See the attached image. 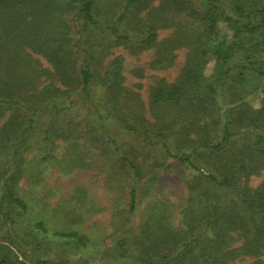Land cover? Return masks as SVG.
I'll list each match as a JSON object with an SVG mask.
<instances>
[{
  "label": "trees",
  "instance_id": "obj_1",
  "mask_svg": "<svg viewBox=\"0 0 264 264\" xmlns=\"http://www.w3.org/2000/svg\"><path fill=\"white\" fill-rule=\"evenodd\" d=\"M156 1L0 0V264H64L43 255L48 253L43 245L56 244L55 238L65 243L78 239L85 246V235L78 231L50 232L43 222L28 219L17 186L27 170L28 137L36 119L50 116L42 144L45 152L53 151L57 140L78 141L80 108L93 118L86 120L90 135H84L83 146L107 140L105 145L116 149L111 160L137 182L145 175L148 155L130 154L109 126L142 138L149 151L161 145L166 159L210 186H193L205 208L185 212L182 231L147 233L169 217L159 202L151 204L155 215L143 236L135 237L142 250L139 264L177 259L230 264L241 255L264 254V180L255 190L247 187L251 176L264 175V0ZM181 13L187 14L185 20L180 21ZM71 15L88 40L77 39L83 37L80 32L75 39ZM223 23L235 29L232 40L220 28ZM165 28L173 32L160 41L159 31ZM99 32L135 51L159 47L154 67H167L180 47L189 49L188 62L176 82L162 80L152 90L146 107L138 86L125 85L122 57L103 71L100 58L108 51L107 40H89ZM255 94L262 96L259 108L248 102ZM245 129L258 133L242 134ZM77 154L72 167H84ZM226 193L232 195L227 202ZM136 197L133 188L131 211ZM25 217L27 229L21 233L17 228L26 224ZM231 232L243 237L241 246L231 247L236 240Z\"/></svg>",
  "mask_w": 264,
  "mask_h": 264
},
{
  "label": "rangeland",
  "instance_id": "obj_2",
  "mask_svg": "<svg viewBox=\"0 0 264 264\" xmlns=\"http://www.w3.org/2000/svg\"><path fill=\"white\" fill-rule=\"evenodd\" d=\"M156 4H159L158 0ZM195 8L201 13L205 11L200 6ZM186 15L183 13L180 21L185 20ZM75 16L71 15L69 20L73 26L71 33H74L76 39L80 29L77 27ZM220 28L229 40L235 38V29L230 30L225 23L221 24ZM171 32H173L172 28L160 29L158 39L160 41L169 39ZM81 34L83 37L77 39L88 40L83 33ZM89 40H107L108 51L103 59L100 58L103 71L116 58L124 59L122 69L125 85L131 88L138 86L135 90H139L141 100L146 107L150 93L162 80L172 83L181 77L190 52L189 49L180 47L174 51V58L167 67L158 68L154 67V63L159 47L135 51L133 46H126L121 41H116L112 35L106 37L105 32L94 34L92 38L89 37ZM109 40L110 42L115 41L110 43ZM101 43L105 44V42ZM44 63L48 66L46 62ZM212 69L213 63H210L206 70L208 76L212 73ZM140 70H145V72L140 74ZM261 101L262 96L259 94L251 95L248 99L251 106L255 108L261 107ZM80 111L83 114L77 117V121L82 120L78 124L81 129V134L77 136L78 141L73 138L68 139L71 143L66 140H57L55 142L57 147L48 152L44 151L42 139L45 128L50 124V116L42 115L36 119L34 131L28 137V146L31 147V151L27 153V170L17 185L21 191L20 196L29 208L27 217L33 222H43L50 232H73L75 230L79 232L80 237L85 235V239L82 237L85 246L78 244V239L76 241L70 239L65 243L55 238L56 244L49 246L43 245L44 242L41 243L42 249L48 251V253L43 251V255L56 259V262L61 260L64 264H139L137 259L140 258L142 250L135 237L140 239L143 236L145 224L151 222V216L155 215L151 204L159 202L163 205L160 206V210L169 217L164 221L160 220L159 224L155 223L152 229L148 228L147 233L159 230L182 231L185 221L184 213L194 211L193 208L197 209L195 212H203L205 208L203 198L198 196V192L195 193L193 186L200 183L203 189H209L210 186L204 180H200L199 175H194L176 160L166 159L161 145H156L149 151L150 148L142 138L130 133L127 135L126 132L114 126L107 127L130 154H136L140 158L148 155L145 175L137 182L132 178V172L127 173L119 169L116 162L111 160V153L116 149L115 146L105 145L107 140L98 143L88 141L85 147L83 146V143L87 141L84 140V135H90L86 133V120L89 117L91 120L93 118L84 108H80ZM148 118L150 119V114ZM70 119L61 123L60 127H66ZM243 133L256 136L258 132L245 129ZM73 143L76 145L73 149H69ZM76 153L81 160L86 162L84 167L75 168L77 166L74 160ZM152 156L157 161H153ZM159 164L162 165L159 166ZM74 165L76 166L72 167ZM195 176L199 182H192ZM263 180L264 175L251 176L247 187L255 190L263 183ZM133 188L136 190L137 202L135 209L131 211L130 199ZM231 197L230 193H226L223 199L227 202ZM27 217L24 218L26 224L17 228L21 233L27 229ZM23 227L26 228L23 230ZM231 235L236 238L231 247L241 246L243 237H238L235 232H231ZM1 242L4 241L0 239V244H3ZM192 246L197 249L202 247L197 244ZM258 260H264V254L258 258L241 255L230 261V264H253ZM173 264L184 263L183 260L177 259ZM185 264L196 263L186 260Z\"/></svg>",
  "mask_w": 264,
  "mask_h": 264
}]
</instances>
